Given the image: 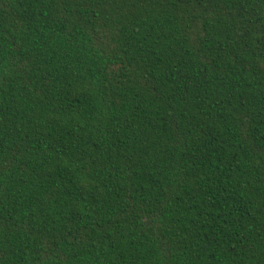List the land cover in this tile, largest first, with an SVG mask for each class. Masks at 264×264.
I'll list each match as a JSON object with an SVG mask.
<instances>
[{
    "label": "trees",
    "instance_id": "16d2710c",
    "mask_svg": "<svg viewBox=\"0 0 264 264\" xmlns=\"http://www.w3.org/2000/svg\"><path fill=\"white\" fill-rule=\"evenodd\" d=\"M0 264H264V0H0Z\"/></svg>",
    "mask_w": 264,
    "mask_h": 264
}]
</instances>
